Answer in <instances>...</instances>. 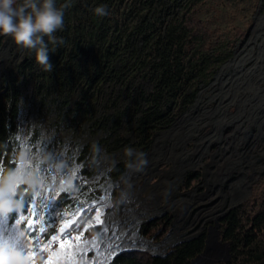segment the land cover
Segmentation results:
<instances>
[{
    "label": "rangeland",
    "instance_id": "rangeland-1",
    "mask_svg": "<svg viewBox=\"0 0 264 264\" xmlns=\"http://www.w3.org/2000/svg\"><path fill=\"white\" fill-rule=\"evenodd\" d=\"M201 17L213 48L232 55L187 104L181 90L176 102L164 96L166 122L156 129L146 122L155 110L148 99L157 95L152 64L119 63L98 78L93 54L83 49L48 79L38 64L33 75L19 72L34 53L0 35V91L9 81L5 73L21 90L14 151L9 161L0 158V175L19 168L37 182L34 189L18 186L19 212L0 215V225L6 222L0 247L24 253V264H107L126 250L161 255L206 232V248L192 264L229 258L219 222L254 196L264 176V0H206ZM141 152L148 163L137 170ZM95 208L103 223L89 225ZM32 210L35 227L27 226ZM164 216L161 232L143 230ZM67 220L81 222L80 239L61 248L59 228Z\"/></svg>",
    "mask_w": 264,
    "mask_h": 264
},
{
    "label": "trees",
    "instance_id": "trees-1",
    "mask_svg": "<svg viewBox=\"0 0 264 264\" xmlns=\"http://www.w3.org/2000/svg\"><path fill=\"white\" fill-rule=\"evenodd\" d=\"M184 1L181 9L168 19L179 0H56L57 7L66 2L71 6L65 10L64 29L55 33L63 37L64 44L49 52L54 69L45 73L47 78L58 75L63 61L73 59V52L83 49L93 54L92 68L98 78L116 72L119 63L135 60L133 65L139 68L152 64L158 74L157 95L148 99L155 110L146 122L152 129L160 127L166 122L161 103L164 96L167 95L164 101L176 102L181 90L187 104L199 86L207 85L232 55L228 50L213 48L211 30L201 17L206 0ZM100 5L107 6L108 15L94 14L93 10ZM49 48L53 46L49 44ZM122 53L128 54V58L119 59ZM36 64L35 59L28 57L19 64V72L33 75ZM5 79L9 81L0 91V158L9 161L14 151L10 137L21 90L8 73L4 74ZM186 87L191 89L190 93H186ZM194 178L199 175H188L186 183ZM256 187L253 197L221 218L220 237L229 244V258L210 264H264V176ZM167 219L164 216L146 222L143 230L154 227L159 232L167 227ZM206 244L207 234L203 232L176 243L164 254L126 250L107 264H192Z\"/></svg>",
    "mask_w": 264,
    "mask_h": 264
},
{
    "label": "clouds",
    "instance_id": "clouds-1",
    "mask_svg": "<svg viewBox=\"0 0 264 264\" xmlns=\"http://www.w3.org/2000/svg\"><path fill=\"white\" fill-rule=\"evenodd\" d=\"M70 6L66 2L57 7L56 0H0V35L11 37L16 45L34 53L42 70L51 72L54 65L50 62L49 52L64 44L63 37H57L55 33L64 29L65 10ZM93 11L99 17L109 14L106 5L97 6ZM49 44L53 46L51 50ZM125 154L132 157L134 153L129 148L125 149ZM135 155L137 170H142L148 163L145 154ZM19 185L34 189L37 182L30 173L19 168L0 175V215L22 209L23 201L18 198ZM24 259V253L0 247V264H24Z\"/></svg>",
    "mask_w": 264,
    "mask_h": 264
},
{
    "label": "snow or ice",
    "instance_id": "snow-or-ice-1",
    "mask_svg": "<svg viewBox=\"0 0 264 264\" xmlns=\"http://www.w3.org/2000/svg\"><path fill=\"white\" fill-rule=\"evenodd\" d=\"M57 196H53L52 199H57ZM86 211H93L92 208L90 209H79V212L81 214L85 213ZM31 218L27 219V226L29 227H35V222H36V212L35 210H32L31 213ZM102 212L100 211L99 208H95L94 209V215L88 217V223L89 225H91V222L93 220H95L96 223H103L102 220ZM28 214L25 215V217L27 218ZM82 225L81 222H79V220H67L65 222V226L59 228V234H60V239H59V246L61 248H64L66 245L71 244L74 240H79L80 239V231H81ZM36 231L38 232L39 230L36 229ZM51 240L53 242L57 241V236H52Z\"/></svg>",
    "mask_w": 264,
    "mask_h": 264
},
{
    "label": "bare ground",
    "instance_id": "bare-ground-1",
    "mask_svg": "<svg viewBox=\"0 0 264 264\" xmlns=\"http://www.w3.org/2000/svg\"><path fill=\"white\" fill-rule=\"evenodd\" d=\"M4 219V218H3ZM5 221H1V225H0V237H2V238H0V243L2 242V243H4L3 241V238H4V235H5V230H6V228H5ZM8 240V239H7ZM97 257L99 258V260H97L96 262L98 263L99 261H100V259H101V257H102V255L101 254H99V255H97ZM85 262V259L82 261V263H84Z\"/></svg>",
    "mask_w": 264,
    "mask_h": 264
},
{
    "label": "water",
    "instance_id": "water-1",
    "mask_svg": "<svg viewBox=\"0 0 264 264\" xmlns=\"http://www.w3.org/2000/svg\"><path fill=\"white\" fill-rule=\"evenodd\" d=\"M228 244V243H227ZM118 254V253H117ZM108 263V262H107Z\"/></svg>",
    "mask_w": 264,
    "mask_h": 264
}]
</instances>
